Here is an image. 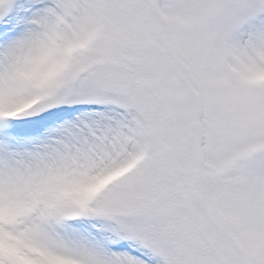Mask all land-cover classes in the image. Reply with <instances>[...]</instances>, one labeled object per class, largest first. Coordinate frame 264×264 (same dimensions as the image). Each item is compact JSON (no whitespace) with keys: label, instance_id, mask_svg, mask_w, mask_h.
Instances as JSON below:
<instances>
[{"label":"snow or ice","instance_id":"6c2138e0","mask_svg":"<svg viewBox=\"0 0 264 264\" xmlns=\"http://www.w3.org/2000/svg\"><path fill=\"white\" fill-rule=\"evenodd\" d=\"M0 264H264V0H0Z\"/></svg>","mask_w":264,"mask_h":264}]
</instances>
